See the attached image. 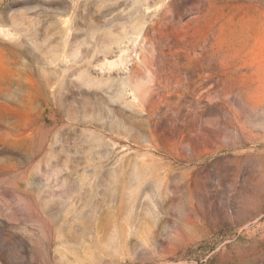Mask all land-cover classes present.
Here are the masks:
<instances>
[{
  "label": "rangeland",
  "instance_id": "374dc122",
  "mask_svg": "<svg viewBox=\"0 0 264 264\" xmlns=\"http://www.w3.org/2000/svg\"><path fill=\"white\" fill-rule=\"evenodd\" d=\"M0 264H264V0H0Z\"/></svg>",
  "mask_w": 264,
  "mask_h": 264
}]
</instances>
